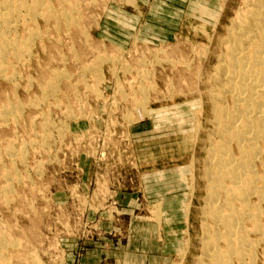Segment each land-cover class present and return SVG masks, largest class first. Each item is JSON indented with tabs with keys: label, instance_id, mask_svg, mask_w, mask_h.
<instances>
[{
	"label": "rangeland",
	"instance_id": "obj_1",
	"mask_svg": "<svg viewBox=\"0 0 264 264\" xmlns=\"http://www.w3.org/2000/svg\"><path fill=\"white\" fill-rule=\"evenodd\" d=\"M39 1L53 15L21 12L0 58V264H204L224 231L208 214L212 79L254 0ZM249 201L261 230L245 221L251 255L231 264H264V201Z\"/></svg>",
	"mask_w": 264,
	"mask_h": 264
},
{
	"label": "bare ground",
	"instance_id": "obj_2",
	"mask_svg": "<svg viewBox=\"0 0 264 264\" xmlns=\"http://www.w3.org/2000/svg\"><path fill=\"white\" fill-rule=\"evenodd\" d=\"M131 3L135 4V0H131ZM29 5L25 2L0 0V58L6 56V47L12 46L9 39L5 38L15 28L17 16L23 11L32 15L37 7H47L39 0H34L36 7ZM65 18L70 22L71 15L66 14ZM228 31L225 47L227 53L221 56L222 60L217 63L212 79L215 92L213 97L218 103L215 106L217 139L209 152L210 195L207 199V213L215 224H222L224 231L206 233L204 264H231L233 256L243 260L246 255H251L253 242L248 240L246 231L249 228L246 229L244 224L249 220L251 227L261 230L259 218H263L259 207L251 205L249 199L256 194L261 202L264 201V176L254 169L257 157L264 155V0H254L247 5L244 14L239 16L234 27ZM100 66L94 68L98 82L104 78ZM226 100H229L230 107L226 106ZM232 142L237 144L238 155L232 154ZM221 196L224 201H219ZM220 240L227 246L223 250L219 246Z\"/></svg>",
	"mask_w": 264,
	"mask_h": 264
},
{
	"label": "crops",
	"instance_id": "obj_3",
	"mask_svg": "<svg viewBox=\"0 0 264 264\" xmlns=\"http://www.w3.org/2000/svg\"><path fill=\"white\" fill-rule=\"evenodd\" d=\"M133 199H134V204H136L135 203V197H133V196H131ZM131 198V199H132ZM133 232H134V234H135V237H134V240H136L137 238H136V233H137V226L135 227V224H133ZM125 257H127V259L128 258H135L136 259V257H137V248L136 249H133V250H131V252L130 253H125Z\"/></svg>",
	"mask_w": 264,
	"mask_h": 264
},
{
	"label": "built area",
	"instance_id": "obj_4",
	"mask_svg": "<svg viewBox=\"0 0 264 264\" xmlns=\"http://www.w3.org/2000/svg\"><path fill=\"white\" fill-rule=\"evenodd\" d=\"M134 113H136V115H133V117H128V118H125L124 116V119L123 122H122V126H130L131 124H135L137 123V108H135L134 110ZM135 120V122H133Z\"/></svg>",
	"mask_w": 264,
	"mask_h": 264
}]
</instances>
